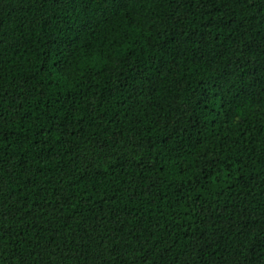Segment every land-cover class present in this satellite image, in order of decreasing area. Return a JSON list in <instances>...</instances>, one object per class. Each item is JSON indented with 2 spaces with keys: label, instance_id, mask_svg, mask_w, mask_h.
Returning <instances> with one entry per match:
<instances>
[{
  "label": "trees",
  "instance_id": "16d2710c",
  "mask_svg": "<svg viewBox=\"0 0 264 264\" xmlns=\"http://www.w3.org/2000/svg\"><path fill=\"white\" fill-rule=\"evenodd\" d=\"M0 264H264V0H0Z\"/></svg>",
  "mask_w": 264,
  "mask_h": 264
}]
</instances>
